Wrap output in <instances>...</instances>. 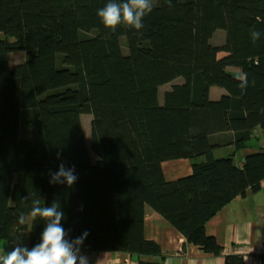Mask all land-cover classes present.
I'll use <instances>...</instances> for the list:
<instances>
[{"label": "trees", "instance_id": "1", "mask_svg": "<svg viewBox=\"0 0 264 264\" xmlns=\"http://www.w3.org/2000/svg\"><path fill=\"white\" fill-rule=\"evenodd\" d=\"M106 3L0 0V240L17 243L29 230V248L39 243L45 222L27 215L39 199L61 205L69 240L89 233L82 252L162 258L144 235L148 206L220 255L207 221L264 180V149L237 165L215 156L210 140L231 131L241 149L264 129V0H157L143 28L114 31L96 15ZM217 29L221 44L212 42ZM252 31L261 33L255 41ZM22 50L12 65L9 54ZM178 77L160 102L159 87ZM212 86L226 93L213 100ZM82 114L91 115L90 148ZM176 159L192 172L167 180L162 162ZM61 162L75 167L72 187L49 184ZM225 264L244 260L226 255Z\"/></svg>", "mask_w": 264, "mask_h": 264}, {"label": "crops", "instance_id": "2", "mask_svg": "<svg viewBox=\"0 0 264 264\" xmlns=\"http://www.w3.org/2000/svg\"><path fill=\"white\" fill-rule=\"evenodd\" d=\"M230 71L238 77L241 76L237 69ZM225 93V89L218 86H212L209 90V96L213 100L219 99ZM210 140L214 145L215 156L233 155L234 162L242 165L247 154L264 149V129H254L245 147L241 149H236L234 133L231 131L213 134ZM161 167L167 180H174L192 172L188 159L164 161ZM205 231L222 246L220 255L204 252L197 245L188 242L166 219L146 206L144 235L160 246L162 258L139 257L116 251L83 253L89 257L90 264H137L140 259L156 260L160 264H225L226 255H241L244 264H264V180L256 192L236 196L220 208L207 221ZM29 234V230H26L17 236L27 247ZM9 248L10 241L0 240V254L8 252Z\"/></svg>", "mask_w": 264, "mask_h": 264}, {"label": "clouds", "instance_id": "3", "mask_svg": "<svg viewBox=\"0 0 264 264\" xmlns=\"http://www.w3.org/2000/svg\"><path fill=\"white\" fill-rule=\"evenodd\" d=\"M153 7V0H107V3L97 10L96 15L106 29L114 31L122 24L139 30L144 26V17ZM260 35L258 31L251 33L253 41ZM239 79L242 81L240 87H246L245 74H241ZM49 177V184L67 187H72L78 180L75 167H65L63 162L55 172H49ZM79 210H82V207ZM27 215L32 220L39 217L45 222L39 243L29 248L17 238V243L11 251L0 254V264H90L89 257L82 252V246L89 233L85 231L75 239L69 240L68 232L62 224L65 213L58 202L53 201L45 206L41 200L35 199ZM18 222H26L24 213L19 215Z\"/></svg>", "mask_w": 264, "mask_h": 264}, {"label": "rangeland", "instance_id": "4", "mask_svg": "<svg viewBox=\"0 0 264 264\" xmlns=\"http://www.w3.org/2000/svg\"><path fill=\"white\" fill-rule=\"evenodd\" d=\"M157 0H153V2H156ZM225 38V31L223 29H217L213 36H212V42L215 44H221L224 41ZM121 44L123 47V51L126 52L125 44H124V39H121ZM219 57L224 56L223 53L219 54ZM26 58V52L25 51H14L9 54V61L13 65L15 63H18ZM183 79L181 77L176 78L175 80L168 82L166 84H163L162 86L159 87V94L158 98L159 101L162 102L163 99V93L168 90L173 83H179L182 82ZM90 120H91V115L90 114H82L81 115V122H82V127L85 133L86 137V142L88 147L90 148ZM22 130V129H21ZM92 160L95 161L96 157L92 155Z\"/></svg>", "mask_w": 264, "mask_h": 264}, {"label": "built area", "instance_id": "5", "mask_svg": "<svg viewBox=\"0 0 264 264\" xmlns=\"http://www.w3.org/2000/svg\"><path fill=\"white\" fill-rule=\"evenodd\" d=\"M15 245H16V243H14V242H10V248H9L8 252L11 251L12 248H13ZM1 254H3V253H1Z\"/></svg>", "mask_w": 264, "mask_h": 264}]
</instances>
